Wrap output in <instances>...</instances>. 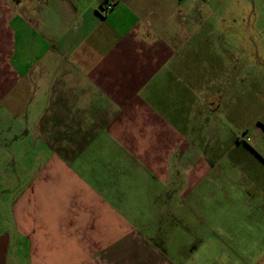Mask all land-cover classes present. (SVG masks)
I'll return each mask as SVG.
<instances>
[{"label":"crops","instance_id":"obj_1","mask_svg":"<svg viewBox=\"0 0 264 264\" xmlns=\"http://www.w3.org/2000/svg\"><path fill=\"white\" fill-rule=\"evenodd\" d=\"M194 1L0 0V264H264V81L237 136Z\"/></svg>","mask_w":264,"mask_h":264},{"label":"rangeland","instance_id":"obj_2","mask_svg":"<svg viewBox=\"0 0 264 264\" xmlns=\"http://www.w3.org/2000/svg\"><path fill=\"white\" fill-rule=\"evenodd\" d=\"M193 8L198 15H205L202 16L204 21L195 25V33L198 34L195 45L201 47L205 42V47H229L237 56L240 54L247 65L241 84L227 85L225 88L226 98L235 90L242 91V114L234 116L235 111L228 101L229 115L226 119L227 127L239 132L240 125L247 118L244 113L245 101L261 91L257 84L264 81V0H195ZM235 97L238 98V95Z\"/></svg>","mask_w":264,"mask_h":264},{"label":"built area","instance_id":"obj_3","mask_svg":"<svg viewBox=\"0 0 264 264\" xmlns=\"http://www.w3.org/2000/svg\"><path fill=\"white\" fill-rule=\"evenodd\" d=\"M110 7H111V4L108 3V2H105V3L102 5V7H101V12H105V11L109 10ZM243 140H244V139H243Z\"/></svg>","mask_w":264,"mask_h":264}]
</instances>
